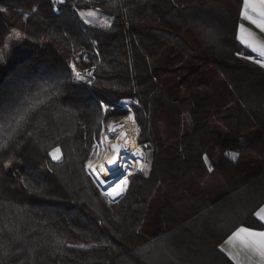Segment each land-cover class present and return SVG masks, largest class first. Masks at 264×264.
<instances>
[{
	"label": "trees",
	"instance_id": "trees-1",
	"mask_svg": "<svg viewBox=\"0 0 264 264\" xmlns=\"http://www.w3.org/2000/svg\"><path fill=\"white\" fill-rule=\"evenodd\" d=\"M243 2L0 0V264H236L220 245L264 204ZM123 99L153 159L110 201L86 162Z\"/></svg>",
	"mask_w": 264,
	"mask_h": 264
},
{
	"label": "rangeland",
	"instance_id": "rangeland-1",
	"mask_svg": "<svg viewBox=\"0 0 264 264\" xmlns=\"http://www.w3.org/2000/svg\"><path fill=\"white\" fill-rule=\"evenodd\" d=\"M84 1H91V0H84ZM79 16L82 18V20L92 26H108L112 23V15H109L105 13L101 8L99 7H91V8H80L78 10ZM77 79L81 80L82 75L79 73H76ZM133 101L130 99H123L119 104L122 105V107L126 110L125 115L122 116H112L105 118L101 123V130L99 136L95 139L94 148L92 151L91 157L86 162V170L93 178L92 174L88 170V161L92 158H96L99 155L102 156L105 151L109 149V145L111 141H115L118 136V131L113 129V126L116 122L120 121L123 117H126L133 113L135 115L134 109L132 107ZM108 107L104 105V110H106ZM136 118V115H135ZM137 121V119H136ZM138 123V121H137ZM139 125V135H138V142L139 146L141 148L140 159H137L136 157H132L129 155H126L125 153L118 154V156H114L113 154L110 156V160L114 161L116 163V166L112 169H107L104 167L103 173H104V180L105 181H120V186L116 187L114 190H108L104 187L100 186L96 180L93 178L95 183L99 186L101 192L103 195H105L108 200L113 201L111 198H115L117 195L118 190L121 188L122 182L127 181L126 189L129 186L131 175L137 173V172H143L145 175H149L151 166H152V149L150 147V144L142 139V127ZM109 151V150H108ZM54 150L52 151V153ZM59 158L61 157V151L59 150V153L57 154ZM114 157V158H113ZM143 163V165H137L136 162ZM133 165V166H132ZM128 166V167H127ZM123 171V172H122ZM121 173V174H120ZM106 175V176H105ZM126 175V176H125ZM112 178V179H111ZM121 178V179H120ZM109 179V180H107ZM125 189V191H126ZM108 193V195L111 197L109 198L104 192ZM125 193V192H124ZM124 195V194H123ZM122 195V196H123ZM121 196V197H122Z\"/></svg>",
	"mask_w": 264,
	"mask_h": 264
},
{
	"label": "bare ground",
	"instance_id": "bare-ground-1",
	"mask_svg": "<svg viewBox=\"0 0 264 264\" xmlns=\"http://www.w3.org/2000/svg\"><path fill=\"white\" fill-rule=\"evenodd\" d=\"M113 129L116 130V132L118 131V136L115 141L110 142L108 149L109 151L108 150L105 151L102 156L99 155L96 158L90 159L87 163L88 165L90 162L92 164L91 168L88 166V170L92 174L96 182L100 186L108 190L116 189V187L122 181V180L120 181L116 180V181L108 182L104 180V173H103L104 167L107 169H112L113 167L116 166V163L110 160L111 159L110 156L112 154L117 157L118 154L125 153L126 155L136 157L137 159L141 158L140 156L141 148L138 142V135L140 128L136 121L135 115L131 113L130 115L123 117L120 121L114 124ZM114 147L116 148L115 151H113ZM137 165L138 166L143 165V163L139 164V162L137 161L136 166Z\"/></svg>",
	"mask_w": 264,
	"mask_h": 264
},
{
	"label": "snow or ice",
	"instance_id": "snow-or-ice-1",
	"mask_svg": "<svg viewBox=\"0 0 264 264\" xmlns=\"http://www.w3.org/2000/svg\"><path fill=\"white\" fill-rule=\"evenodd\" d=\"M241 17L256 25L261 31H264V0H244V10L241 12ZM239 27L240 40L246 46L251 47L253 51H257L261 57H264V44H260L254 40L252 34L248 32L243 24ZM246 58L252 59L251 57ZM254 62L264 67V60L257 59ZM115 150L116 148L114 147L113 151ZM58 153L59 149H55L54 152L51 153L53 159H59ZM233 158H235L234 154ZM88 166L90 168L92 167L91 162ZM122 184H127V181H123ZM119 187L120 186H118V188ZM257 215H259V213ZM261 218L264 219V217ZM234 240H240L246 247L257 250L259 254L264 257V232H251L247 228L241 227L229 237L227 243H232Z\"/></svg>",
	"mask_w": 264,
	"mask_h": 264
},
{
	"label": "crops",
	"instance_id": "crops-1",
	"mask_svg": "<svg viewBox=\"0 0 264 264\" xmlns=\"http://www.w3.org/2000/svg\"><path fill=\"white\" fill-rule=\"evenodd\" d=\"M244 10V2L242 6V11ZM241 11V12H242ZM243 24L245 28L252 34V38L259 42L260 44H264V31H261L256 25L251 22L242 19L240 14V24ZM240 27L238 28V39L246 47L253 55L252 60L255 61L257 59L264 60V57H261L257 51H253L251 47L246 46L240 40ZM258 64V63H257ZM260 65V64H258ZM264 68V67H263ZM264 204L258 209L256 212V217L258 220V225L261 226H240L234 232H236L239 228L244 227L247 228L251 232H264ZM259 213V215H257ZM232 232L226 239H224L220 245L221 249L224 253H226L236 264H264V257H262L259 252L255 249L246 247L240 240H234L232 243H227L229 237L233 235Z\"/></svg>",
	"mask_w": 264,
	"mask_h": 264
},
{
	"label": "water",
	"instance_id": "water-1",
	"mask_svg": "<svg viewBox=\"0 0 264 264\" xmlns=\"http://www.w3.org/2000/svg\"><path fill=\"white\" fill-rule=\"evenodd\" d=\"M121 197V196H120ZM120 197H118V198H116V199H112L113 201H116V200H118Z\"/></svg>",
	"mask_w": 264,
	"mask_h": 264
}]
</instances>
